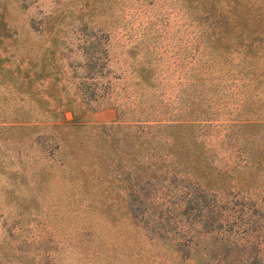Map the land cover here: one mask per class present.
Wrapping results in <instances>:
<instances>
[{
    "label": "trees",
    "instance_id": "trees-1",
    "mask_svg": "<svg viewBox=\"0 0 264 264\" xmlns=\"http://www.w3.org/2000/svg\"><path fill=\"white\" fill-rule=\"evenodd\" d=\"M119 1L0 19V264H264V0H171L163 46L152 1ZM83 10L106 26L59 24Z\"/></svg>",
    "mask_w": 264,
    "mask_h": 264
},
{
    "label": "rangeland",
    "instance_id": "rangeland-1",
    "mask_svg": "<svg viewBox=\"0 0 264 264\" xmlns=\"http://www.w3.org/2000/svg\"><path fill=\"white\" fill-rule=\"evenodd\" d=\"M60 0H0V19L2 18V24H8L11 28L16 27L18 33L25 36V33L20 31V28L24 27L25 24H31L36 26L37 24H43L42 19L48 13H53L59 8ZM120 2L119 0H117ZM146 2L152 1V11L157 12L160 15V20L156 21L155 24H150L151 26L155 25L160 28L161 35L163 38L159 37L160 42H162V46L164 42H166L164 36H170V38H174L177 43H182L184 39H186V27L185 24L182 23V17L179 16L178 12H176L175 8H172L171 0H145ZM120 7L118 3H116L115 7ZM130 8V7H128ZM127 9V8H126ZM82 17H77L74 14H70L64 16L61 19L59 24H89L94 28H102L106 26L103 24V19L105 15L100 11L91 12V11H81ZM114 12V11H113ZM95 14L96 23H91L89 21L90 14ZM106 18V17H105ZM144 20V15L136 14L129 15L126 13L124 25L114 23L115 25L111 26L113 28V34L110 39V64L112 69L115 72V75H121L122 72L126 73V62L127 58L122 56L121 46L124 42L127 41V37L123 33V30H128L131 33L130 29H137L142 24L138 22ZM122 22V21H121ZM21 26V27H20ZM25 29V27L23 28ZM34 38V36L29 35L27 37V41H30ZM128 40H131L128 38ZM34 42V41H30ZM126 44V43H125ZM167 52L165 57H171ZM183 52L180 53L182 55ZM168 55V56H167ZM169 76L173 77L176 72L172 69L168 71ZM228 76H230L228 74ZM69 116L68 113H66ZM91 119L95 123H107L115 117V110L113 107H99L93 110L90 113Z\"/></svg>",
    "mask_w": 264,
    "mask_h": 264
}]
</instances>
